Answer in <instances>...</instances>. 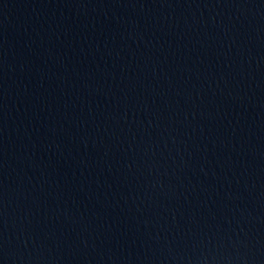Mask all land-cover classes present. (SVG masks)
I'll return each instance as SVG.
<instances>
[{
    "label": "water",
    "instance_id": "water-1",
    "mask_svg": "<svg viewBox=\"0 0 264 264\" xmlns=\"http://www.w3.org/2000/svg\"><path fill=\"white\" fill-rule=\"evenodd\" d=\"M0 264H264V0H0Z\"/></svg>",
    "mask_w": 264,
    "mask_h": 264
}]
</instances>
